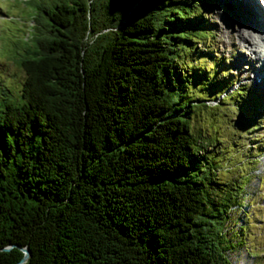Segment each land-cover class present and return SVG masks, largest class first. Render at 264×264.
<instances>
[{
    "label": "trees",
    "instance_id": "obj_1",
    "mask_svg": "<svg viewBox=\"0 0 264 264\" xmlns=\"http://www.w3.org/2000/svg\"><path fill=\"white\" fill-rule=\"evenodd\" d=\"M25 3L32 29L12 56L23 79L0 84V264L24 247L22 264H232L250 175L193 124L222 89L193 98L190 84L226 83L203 1Z\"/></svg>",
    "mask_w": 264,
    "mask_h": 264
},
{
    "label": "rangeland",
    "instance_id": "obj_2",
    "mask_svg": "<svg viewBox=\"0 0 264 264\" xmlns=\"http://www.w3.org/2000/svg\"><path fill=\"white\" fill-rule=\"evenodd\" d=\"M202 1L203 5L200 4L198 7L205 11L206 28L212 29V36L207 42L214 49L212 53L216 55V60L219 59L220 66L225 67L224 74L227 76L221 75V68L217 67L218 81L224 80L226 83L220 82L209 87L210 83L205 82L206 84L202 86L205 89L208 88V93H202L200 88L197 90L194 88L196 85L190 84L193 98H211L222 89L216 97L203 102L205 106L195 114L193 124L195 129H198L207 123L210 126L207 129L210 135L214 133L218 138L223 139L226 149L223 157L219 155L221 162L223 161L222 164L225 163V157H231L233 164L241 166V163H244V167L241 166L243 168L237 172L247 171L250 175L242 195L243 207L233 210L230 222L232 228L228 235L231 241L236 243L234 248L228 250L232 264H264V90L251 80L254 76L251 67L256 69L262 59L256 57L251 60L254 54L248 46L249 38L247 37H256L255 35L259 32L261 36H264V30H259L254 16L249 9L241 5L239 0ZM226 2L236 3L247 16H242L241 19L231 16L228 14L231 10L226 7ZM260 2L264 4L262 0ZM256 5L257 9L264 14L263 5L260 6L257 0ZM31 11L30 4L25 3V0H0V84L14 88L15 92L23 79V72L12 57L14 50H18L14 41L29 37L33 24L29 20ZM244 17L251 19L248 21ZM243 36L248 39H244ZM207 63L208 66L213 64L212 61ZM227 79L231 80L227 82ZM241 88L245 94L237 99L242 102H228V99L223 102V96L231 95L229 98H232L236 89ZM250 103H255L257 107L253 108ZM247 110L254 111L251 112V117L255 119L252 125L243 112ZM210 114L215 115L214 123L207 121L211 117ZM213 126L217 131L213 129ZM258 147L262 150L256 156ZM249 159H251L250 162H247ZM245 163L248 166L246 168ZM224 173L219 172V177L228 179L230 174ZM245 211L249 216L247 223L244 220ZM240 225L246 226L243 245H238L234 238V232H238ZM252 251L255 253L254 256L250 254Z\"/></svg>",
    "mask_w": 264,
    "mask_h": 264
},
{
    "label": "bare ground",
    "instance_id": "obj_3",
    "mask_svg": "<svg viewBox=\"0 0 264 264\" xmlns=\"http://www.w3.org/2000/svg\"><path fill=\"white\" fill-rule=\"evenodd\" d=\"M241 5L246 8L249 9V11L252 13V15L254 16V21L256 26L260 29L264 30V14L261 13L258 9H257V5H256V0H239ZM258 3H260V6H262V10L264 11V4H261L260 0H257ZM262 2L264 3V0H262ZM226 7L228 9L231 10L230 14L231 16L235 17L236 19L239 17L240 19L243 18L242 16H247L246 12L241 9L239 6H237L236 3L233 2H226ZM242 11V13H241ZM226 13V12H225ZM246 20H250V17H244ZM261 32L257 33L254 36H247L249 38L248 41V46L251 48L252 53L254 54V56L251 58L252 59H256V57L258 59H262L260 60V63H258V66L256 69H253V67H251L254 73L253 78H251L252 82H256L257 86L264 90V36L260 35ZM263 33V31H262ZM244 39H248L245 36H243ZM262 41V42H261Z\"/></svg>",
    "mask_w": 264,
    "mask_h": 264
},
{
    "label": "water",
    "instance_id": "obj_4",
    "mask_svg": "<svg viewBox=\"0 0 264 264\" xmlns=\"http://www.w3.org/2000/svg\"><path fill=\"white\" fill-rule=\"evenodd\" d=\"M11 246H13V245H11ZM21 250L23 251L24 255H23L22 259L17 264L24 263L29 256V250L26 247L21 248Z\"/></svg>",
    "mask_w": 264,
    "mask_h": 264
}]
</instances>
